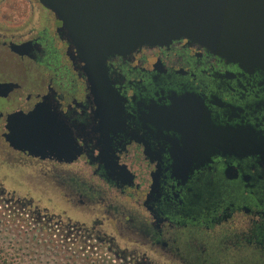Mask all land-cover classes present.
<instances>
[{
	"label": "flooded vegetation",
	"instance_id": "af4514ba",
	"mask_svg": "<svg viewBox=\"0 0 264 264\" xmlns=\"http://www.w3.org/2000/svg\"><path fill=\"white\" fill-rule=\"evenodd\" d=\"M21 3L0 0V142L18 163L47 167L79 205L98 208L94 226L74 234L95 239L119 264H264V70L186 41L109 59L115 114L102 124L87 76L59 38L61 23L37 0ZM40 107L80 135L70 164L6 141L7 119ZM217 144L228 152L215 154ZM25 211L22 223L51 234L52 217L41 226L37 211ZM105 220L134 245L102 233Z\"/></svg>",
	"mask_w": 264,
	"mask_h": 264
},
{
	"label": "water",
	"instance_id": "95a60500",
	"mask_svg": "<svg viewBox=\"0 0 264 264\" xmlns=\"http://www.w3.org/2000/svg\"><path fill=\"white\" fill-rule=\"evenodd\" d=\"M37 1L61 23L59 38L87 76L94 119L102 124L115 114V93L105 81L109 59L186 41L228 63L264 70V0ZM57 114L48 121L40 107L10 116L6 141L29 156L70 164L81 153L75 143L80 135L58 126ZM215 147V154L228 152L225 144Z\"/></svg>",
	"mask_w": 264,
	"mask_h": 264
},
{
	"label": "rangeland",
	"instance_id": "374dc122",
	"mask_svg": "<svg viewBox=\"0 0 264 264\" xmlns=\"http://www.w3.org/2000/svg\"><path fill=\"white\" fill-rule=\"evenodd\" d=\"M16 2L20 8L21 0ZM8 151L0 142V245L6 250H18L16 257L23 264H119L106 247H98L95 239L74 234L77 227L94 226L93 223L101 217L98 208L79 205L77 192L52 178V171L48 172L47 167L18 163ZM67 171L79 172L78 169ZM121 203L130 205L129 201ZM13 208L22 214L27 208L37 211L41 226L46 216L52 217V235L45 230L35 232L31 223H22L20 218L13 217ZM104 222L97 228L113 236L118 246L134 245L126 237H120L113 221ZM62 226L68 231L63 232ZM152 261V264H180L160 260L159 257L154 263Z\"/></svg>",
	"mask_w": 264,
	"mask_h": 264
},
{
	"label": "trees",
	"instance_id": "16d2710c",
	"mask_svg": "<svg viewBox=\"0 0 264 264\" xmlns=\"http://www.w3.org/2000/svg\"><path fill=\"white\" fill-rule=\"evenodd\" d=\"M12 215L17 216L19 210L13 208ZM31 218V217H30ZM36 231H39L38 229ZM35 231V232H36ZM19 255V251L16 249L6 250L2 245H0V264H23L21 263L16 256Z\"/></svg>",
	"mask_w": 264,
	"mask_h": 264
}]
</instances>
